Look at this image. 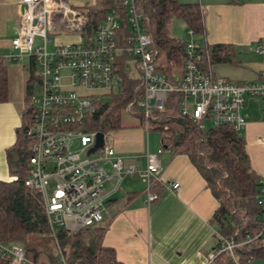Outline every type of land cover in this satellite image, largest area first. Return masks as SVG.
<instances>
[{"label": "built area", "instance_id": "built-area-1", "mask_svg": "<svg viewBox=\"0 0 264 264\" xmlns=\"http://www.w3.org/2000/svg\"><path fill=\"white\" fill-rule=\"evenodd\" d=\"M19 8L18 31L9 51L0 55V63L26 57L36 66L38 84L31 98L32 120L26 132L31 142V158L24 185L40 194L50 227L77 232L111 220L114 211L108 199L120 190L126 178L144 182L147 207L158 200L151 183L160 178L161 151L146 152L143 165L125 164L122 157L105 145L87 156L97 133L84 131L82 127L98 105L106 101L103 98L120 90L121 69H126L128 62H133L138 73L139 94L124 111L129 116L136 115L132 110L135 105L146 130L154 114L164 110L171 93L182 97V116L200 132L206 131L205 123L213 128L230 126L237 133L243 130L246 123L240 111L246 98L258 99L264 112V36L254 45V53L262 64L259 79L236 84L201 69L202 47L191 39L193 33L188 31L190 40L185 48L183 73L170 83L156 71L159 59L151 46L139 0H123L127 31L121 29L120 15L111 11L89 35H85L88 11L75 9L65 0H19ZM49 36L76 40L53 42ZM37 38L42 41L41 46L35 45ZM51 43L54 45L49 51ZM74 142L79 149H72ZM83 152L87 157L94 156L81 160ZM107 184L110 190L106 189ZM260 184L263 196L257 204L264 221V177ZM172 188L177 190L175 186ZM218 245L210 253L209 261L222 252L235 261L234 250L242 246L221 237ZM0 256L9 264H28L23 249L15 244L0 245ZM60 264H67L62 256Z\"/></svg>", "mask_w": 264, "mask_h": 264}, {"label": "trees", "instance_id": "trees-1", "mask_svg": "<svg viewBox=\"0 0 264 264\" xmlns=\"http://www.w3.org/2000/svg\"><path fill=\"white\" fill-rule=\"evenodd\" d=\"M122 3L123 0H96L87 12L85 35L91 34L111 11L120 15L121 29L127 31ZM139 8L146 17L151 46L157 52L159 62L162 58L156 71L166 81L174 83L175 78H180L183 73L187 40L172 36L171 31L176 21H182L195 36L203 35L201 8L197 4H180L177 0H139ZM235 53L230 45L204 46L200 67L209 72L213 65L232 62ZM29 67L21 124L16 130L14 144L6 151L14 179L0 181V245L20 246L28 264H60L61 256L67 264H121L114 251L102 244L111 220L77 232L50 227L40 194L24 185L31 158V142L26 132L32 120L31 98L38 84L35 64L29 62ZM137 85L138 80L123 74L120 90L98 105L82 129L103 135L122 129L121 114L139 94ZM7 100L8 65L0 63V103ZM181 102L179 94H169L164 110L154 114L147 131L151 128L158 131L161 147L188 157L218 201L213 215L216 226L213 250L219 247V237L242 245L234 250L235 261L227 252H222L209 264L264 261V221L261 219L262 209L257 204L263 196L260 184L263 177L251 169L244 139L226 125L210 127L205 132L196 130L182 116ZM132 110L142 119L135 105ZM151 190L160 197L161 188L157 182L151 183ZM132 199L133 195H130L128 200ZM0 264H9V261L0 256Z\"/></svg>", "mask_w": 264, "mask_h": 264}, {"label": "crops", "instance_id": "crops-1", "mask_svg": "<svg viewBox=\"0 0 264 264\" xmlns=\"http://www.w3.org/2000/svg\"><path fill=\"white\" fill-rule=\"evenodd\" d=\"M65 1L71 7L82 11H88L96 2ZM177 1L180 4H197L201 8L204 34H193L191 38L199 46L203 48L224 44L235 49L232 62L211 67L209 72L215 78L236 84L252 83L259 79L262 64L254 53V45L264 36V0ZM19 11V0H0V55L9 51L11 41L18 31ZM184 31L188 33L187 27ZM74 40L76 39L73 37H64L62 41ZM124 61L127 63V60ZM128 68L129 64L126 69H121L122 75L126 74ZM23 99L15 111L5 109L8 100L0 103V121H7L9 116L17 115L20 126ZM240 114L246 126L237 134L245 141L251 169L258 176L264 177L262 105L258 99L246 98ZM19 126L14 129V136H5L6 140L0 131L1 152H6L14 144ZM159 146L146 144L143 154L128 158L129 163L122 158L125 164L143 165L146 152L161 151L159 157L162 171L157 182L161 188L160 197L147 207L144 204V182L136 178H126V188L121 189L125 180L120 186L121 194L116 196L117 191L108 199L114 217L109 223L102 244L114 251L121 264H209V255L215 244L216 226L213 215L218 201L212 196L188 157L173 154ZM161 155L164 156L163 159ZM172 186L177 187V190ZM108 187L106 189L110 190L109 185ZM130 195H133L132 200H128ZM250 264H264V261L256 260Z\"/></svg>", "mask_w": 264, "mask_h": 264}, {"label": "rangeland", "instance_id": "rangeland-1", "mask_svg": "<svg viewBox=\"0 0 264 264\" xmlns=\"http://www.w3.org/2000/svg\"><path fill=\"white\" fill-rule=\"evenodd\" d=\"M185 24L181 21H176L174 23V29L171 31L172 36L180 39H189L187 35V31L185 30ZM53 40V42H60L63 40L62 37L57 36H49ZM36 46H41L42 41L37 38L35 41ZM53 45L49 44L47 49L51 51L53 49ZM162 60V58H161ZM161 60L159 64L161 63ZM8 105L5 108L7 111H15L20 105L25 90V82L28 77L29 71V60L24 57L23 59L15 62L8 63ZM126 74L131 79H137L138 73L133 65V62H129V68L126 70ZM137 87V86H136ZM103 100H108V98H103ZM136 113L135 111H133ZM17 115L9 116L7 121H0V131L1 135L9 138L10 136L15 135L16 127L19 126V118ZM120 124L123 127L120 130L108 131L104 134V145L106 147L112 148L116 154L120 155L125 159L126 163H129L128 158L133 156H139V154H143L144 148L146 144L149 145H160V136L158 131L153 130L151 128L149 131L146 130L142 119L136 115L129 116L125 111L121 114ZM206 129L210 128V124L205 123ZM6 140V138H5ZM161 147V145L159 146ZM79 145L77 142H74L72 145L73 150L79 149ZM1 152V151H0ZM159 152V151H158ZM157 152V153H158ZM0 181H11L14 179L13 174L11 173V167L9 162L6 160V152L0 153ZM94 155L90 157L86 156V152L80 154V159L85 160L88 158H93ZM164 156L161 155V159ZM128 179V178H127ZM127 179L123 182L121 189L124 190L126 188ZM139 180V179H138ZM106 188L109 189L108 185ZM121 191H118L116 196H119ZM256 262V260L250 261L248 264Z\"/></svg>", "mask_w": 264, "mask_h": 264}, {"label": "water", "instance_id": "water-1", "mask_svg": "<svg viewBox=\"0 0 264 264\" xmlns=\"http://www.w3.org/2000/svg\"><path fill=\"white\" fill-rule=\"evenodd\" d=\"M104 145V135L101 133L96 134V140L91 149L87 152V156L94 154L98 149H101Z\"/></svg>", "mask_w": 264, "mask_h": 264}]
</instances>
